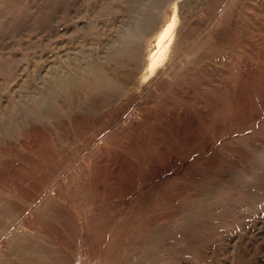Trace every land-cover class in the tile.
Returning <instances> with one entry per match:
<instances>
[{"label": "rangeland", "instance_id": "rangeland-1", "mask_svg": "<svg viewBox=\"0 0 264 264\" xmlns=\"http://www.w3.org/2000/svg\"><path fill=\"white\" fill-rule=\"evenodd\" d=\"M0 264H264V0H0Z\"/></svg>", "mask_w": 264, "mask_h": 264}, {"label": "bare ground", "instance_id": "bare-ground-1", "mask_svg": "<svg viewBox=\"0 0 264 264\" xmlns=\"http://www.w3.org/2000/svg\"><path fill=\"white\" fill-rule=\"evenodd\" d=\"M170 27H171V23H169V24H166V25H164L160 30H159V32H158V44H160V43H162V39L164 38V35H166L167 34V32H168V30L170 29ZM169 36V35H168ZM154 58L152 59V61L150 62V66H153V62H154ZM65 89V88H64ZM64 89L62 90V91H64Z\"/></svg>", "mask_w": 264, "mask_h": 264}]
</instances>
